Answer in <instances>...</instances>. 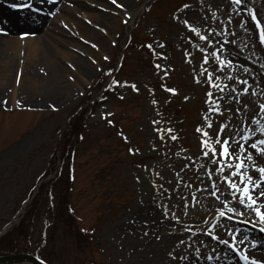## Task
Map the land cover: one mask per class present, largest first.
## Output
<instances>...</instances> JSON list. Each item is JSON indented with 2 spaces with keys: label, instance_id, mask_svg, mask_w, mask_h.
<instances>
[{
  "label": "rangeland",
  "instance_id": "rangeland-1",
  "mask_svg": "<svg viewBox=\"0 0 264 264\" xmlns=\"http://www.w3.org/2000/svg\"><path fill=\"white\" fill-rule=\"evenodd\" d=\"M64 2L55 0L58 7L51 13L56 14L59 8L62 15L60 8ZM106 3L122 5L118 8L123 10L133 7L137 13L135 19L127 25L119 21L121 28L115 32L116 41L107 40L103 53L93 52L98 65L89 72L87 82L68 67L66 78L72 84L78 82L80 87H71V93L64 95V99L45 107L30 104L35 101L36 93L26 81L18 85L20 106H13L9 100L15 71L7 78L6 70L0 67V78L7 80L0 84V218L6 222L2 221L0 227L16 216L22 202L41 180V174L50 168L51 158L61 154L66 133L72 131L75 115L82 111L80 137L71 143L77 144L75 159L61 164L63 174L54 184L60 217L53 227L43 226L38 217L31 224L34 241L41 230L48 233L47 242L54 253L50 248L47 251L52 252L55 264L91 261L152 264L142 256L131 254L130 245L140 236L153 237L157 244L172 238L166 254L172 259L175 255L172 249L179 252V264L189 254L190 264H200L202 257L207 259L209 255L214 259L207 260L208 264H245L242 250L238 253L230 247L233 241L228 233L235 234L239 229L241 234H253L255 225L263 235L260 228L264 225L254 223L255 214L250 210L243 217L236 214L234 219L219 216L220 211L227 213L228 207L237 208V202L218 176L209 177L208 171H214L216 165L211 163V153L209 157L203 156L201 141L203 131H208L215 141L222 124H228L238 139L248 134L249 128L256 130L254 139H264L258 131L259 124L252 123L258 120L264 124V111H259L264 105L259 102L264 100V44L260 43L259 28L249 14L250 9L255 10L264 25V0H244L240 6L234 5L233 0H117V4L106 0ZM185 4L190 9L181 11ZM234 8L238 11H233ZM100 11L105 12L103 7ZM53 16L46 17L53 20ZM185 19L190 23L196 21L202 33L209 35V41L200 40L189 31L182 23ZM64 23L60 27L69 31ZM82 26L79 32L86 38L78 37L75 31L68 38L83 45L82 51L76 48L73 51L86 59V51L98 47L97 37L89 39ZM85 26L94 28L87 23ZM101 26L96 25L95 29L98 31L97 27ZM0 28L6 29H0L1 37L8 32L12 37L21 32L31 33L21 26L16 30L4 25ZM2 30L6 32L1 33ZM2 50L0 58L5 54ZM217 50L221 59L232 60V66L220 70L215 59ZM205 55L209 57L207 64ZM157 64L161 67L157 68ZM202 65L207 72H202ZM110 68L116 69L114 80L119 84L102 94L103 75ZM208 73L213 75L212 82L221 87L227 85L223 93L212 87ZM247 78L252 83H247L249 86L256 85L249 87L246 95L243 89L247 86L239 81ZM255 91L259 97L254 95ZM208 92L213 93V100L223 96L217 101L222 115L209 109ZM247 96L255 100L252 104L248 101V108L245 105L243 110L245 116L240 118L242 103L234 99L238 105L235 108L231 99L246 100ZM4 100L8 101L7 110ZM233 114L237 115L236 122ZM205 115L212 121L211 128L207 127ZM197 128L202 131L198 132ZM157 129L164 130L163 139ZM172 135L177 139L172 140ZM71 167L73 179L69 181L67 174ZM248 170L253 171L250 164ZM253 175L258 177L254 171ZM213 181L220 189L216 193L220 199L211 195ZM63 198L68 200V208ZM227 201L231 203L226 206ZM173 214L179 219L173 218ZM160 225L166 226V230L160 231ZM213 225H216L214 230ZM210 230L213 235L208 234ZM251 234L246 235L256 242ZM214 236L229 240V245L220 243Z\"/></svg>",
  "mask_w": 264,
  "mask_h": 264
},
{
  "label": "bare ground",
  "instance_id": "bare-ground-1",
  "mask_svg": "<svg viewBox=\"0 0 264 264\" xmlns=\"http://www.w3.org/2000/svg\"><path fill=\"white\" fill-rule=\"evenodd\" d=\"M22 1L24 2L25 0H21V2L20 0H0V25L8 27L10 30H16L21 26L23 28L27 27L31 33L40 31L37 35L30 34L23 38H20L19 34L16 37H12L11 34L8 37L0 36V49H3V53L5 51V54L0 58V67L6 70L7 78H11V75H14L15 71L12 83L13 88L11 89L9 100L13 106L19 99L18 85L20 82L23 84L28 81L31 84L33 93H36V97H34L36 98L35 101L30 104L44 107L51 106L56 100L64 99V95L71 93V87L79 86L78 82L72 84L66 78L70 70L68 67L76 71L77 76L87 82L89 72L93 66L98 65L97 57L93 52L103 53L107 40L110 39V42L116 41L115 32L121 28L119 23H131L137 14L133 10V7H125V10L119 9L117 5L111 6L107 4L106 0H65L60 8L63 14L59 15L60 11L58 8L55 17L53 16L54 19L51 20L46 16H50V13L58 7L54 4L55 2L48 3V0H42V2L41 0H27L32 5L31 8H28L22 6L24 4ZM68 2L73 3L72 6L67 4ZM12 5L17 6L13 7ZM100 7H103L105 12H101ZM33 9H39V11H33ZM87 11L89 12L87 13ZM70 17L72 19L69 20L68 18ZM74 22L77 23L73 24ZM63 23L68 27L69 31L60 27V24L62 26ZM86 23L89 26H94V28L91 29L85 26ZM101 24L103 26L101 28L97 27V31L95 26ZM80 26H82L84 34L90 36L89 39H94L95 35L97 37L96 44L98 47L96 50L86 51V59L76 55L73 51L74 48L82 51L81 49H84L83 45L77 39L70 38L69 40L68 38L72 31H75L78 37L86 38L79 32ZM0 29L6 30L5 28ZM23 33L21 32V34ZM18 78L19 83H17ZM6 81L0 78L1 85L6 83ZM255 85L256 83L254 87ZM253 100L255 98L246 97L245 103L247 108L248 101L252 104ZM236 121L237 115L233 114V122ZM236 139L238 140V137ZM259 160H257V165H264V160ZM236 202L237 210L243 211L246 214V210L248 209L244 208L243 205H239L238 200ZM254 219V223L260 226L258 222L259 218L256 215H254ZM161 230H166V226L160 225ZM254 232L253 234L246 232V234L256 237L257 246L255 248L252 247L253 242L249 237L243 244L237 243V247L242 250L241 253L247 250L250 258L254 257L257 260L264 261V236L258 234L255 230ZM240 238L238 235L237 241ZM136 243L139 244L140 248ZM172 243V238L157 244L153 237H135L132 245H130V249H132L131 254L142 256L152 264H179V252L177 254L172 249L176 259H169L167 257V244ZM162 254L165 255L164 260ZM189 257L180 264H190ZM200 264H208L207 259L202 257Z\"/></svg>",
  "mask_w": 264,
  "mask_h": 264
},
{
  "label": "snow or ice",
  "instance_id": "snow-or-ice-1",
  "mask_svg": "<svg viewBox=\"0 0 264 264\" xmlns=\"http://www.w3.org/2000/svg\"><path fill=\"white\" fill-rule=\"evenodd\" d=\"M42 2V0H41ZM55 0H48V3H54ZM112 4H117V0H111ZM234 5L240 6L244 3V0H233ZM13 7H16L17 5H12ZM23 7L31 8L32 5L30 3H27V0H25V3L22 5ZM118 7H123L122 5H117ZM190 5L185 4L183 6L184 9H190ZM33 11H39V9H33ZM233 11H238V8H234ZM51 15H55V13H50ZM249 14L251 16L252 21H255V25L259 28V40L260 43L264 44V25L261 24V19L257 17L255 10L250 9ZM176 19H179V17H176ZM182 23L191 31L194 33L197 37H199L200 40L209 41V35H205L202 33L200 27L197 26L196 21L189 22L188 19H185L182 21ZM244 24H241V27H244ZM214 31V30H213ZM34 35L35 33H23V37H27L28 35ZM95 47V45H93ZM148 47L151 49L152 45H148ZM160 47H163V45H160ZM201 51H204L203 49ZM107 59V57H105ZM215 59L219 62V68L220 70H223L225 66H232V60H224L220 58L219 50L215 53ZM209 62V57L207 55L204 56V63L207 64ZM157 68H160L161 66L159 64L156 65ZM202 72H207V69L201 66ZM245 71H248V69H245ZM167 74V73H165ZM207 78L209 82L213 81V75L212 73L207 74ZM218 79V78H217ZM231 79V77H229ZM199 79H197V83H199ZM17 83H19V78L17 79ZM240 84H247V81H239ZM115 84H119L118 81H113L112 85H109V87H112ZM127 82H125V85ZM131 87L133 89H136V85L132 84ZM212 87L217 89V91L223 93L225 88H227V85H224L221 87L219 84L212 82ZM250 87V86H249ZM168 91L175 92L174 89H167ZM248 93V87H245L243 89V94ZM208 97L210 98L207 102L209 105L210 110H214L217 113L223 114L221 111V105L217 102L219 100L223 99V96L216 97L215 100L211 99L213 96L212 92L207 93ZM5 105V109L8 108V101H3ZM155 103V101H154ZM15 106H20V101L15 102ZM262 110H264V105H261ZM239 111V109H237ZM205 121H207V127H212V121L209 120L208 116L205 115L204 117ZM111 123V122H110ZM154 123H159V121H154ZM253 124H259L258 131L261 135H264V124L260 123L258 120L252 121ZM158 132H161V139H163V129H157ZM169 133L172 132V129L167 130ZM197 131L200 132L202 129L197 128ZM255 131L251 128L247 130L248 134L241 135L240 139H236V134H232L229 130L228 124H222L219 127L218 132L216 133V139L213 141L212 137L209 135L208 131H203V137L201 144H202V150H203V156L209 157V153H211V163L216 165L215 170H209L208 175L209 177H212L213 175H216L220 178V182L227 185V191L230 193L232 200H238L239 205H243L244 208L250 210L253 212L258 218V222L260 225H264V165H257V160L262 159L264 160V139H254ZM223 137V138H221ZM172 140L177 139L175 135L171 136ZM243 141V143L241 142ZM247 145V148L245 147ZM130 151H133L130 149ZM245 153L247 155L245 156ZM256 154V155H254ZM246 161L248 164L251 165L252 170L258 174L257 176L253 175V171L248 170V164H246ZM227 171V174H225ZM213 191L211 195L216 196V199H220V196L216 195L217 192L220 191L219 187L217 186L216 181L212 182L211 185ZM157 192L159 193V189H157ZM231 201L226 202V206L230 204ZM228 213H232L233 215H228ZM236 214H238L240 217H243L245 213L243 211H239L237 213L236 207H228V212L220 211L219 216L224 217L227 216L228 219H234ZM164 215L165 217L168 216L167 207L164 206ZM173 218L179 219L178 217H175V214H173ZM244 223H249L250 221H242ZM216 228V225H213V230ZM260 230L264 232V227H261ZM188 231H191V229H188ZM147 235V233H144ZM209 235H213V231H209ZM232 240L234 241L231 243L230 247L235 250L236 252H240V249L237 247V243L243 244L245 240L248 238L246 234H241L239 229L235 230V234L232 231H229L228 233ZM240 236L241 238L237 241V236ZM214 239L218 240L220 243L224 245H229V240L221 239L219 236H214ZM183 243V241H181ZM257 246L256 242L252 243V247L255 248ZM197 257L200 255L199 250L196 251ZM241 258L245 261V264H264V261L257 260L254 257H249L247 254V250H245L243 253H241ZM173 259H176V257H173ZM180 259H185V257H181ZM214 257L212 255L207 256V260H213ZM43 264V262H42Z\"/></svg>",
  "mask_w": 264,
  "mask_h": 264
},
{
  "label": "flooded vegetation",
  "instance_id": "flooded-vegetation-1",
  "mask_svg": "<svg viewBox=\"0 0 264 264\" xmlns=\"http://www.w3.org/2000/svg\"><path fill=\"white\" fill-rule=\"evenodd\" d=\"M50 205L51 204L46 201L39 200L35 205L37 211L32 217L31 214L28 213L26 216L27 219L25 221H31L32 224L36 217H38L43 226L45 222H48L53 227L58 218V211H56L55 208L51 207ZM7 207H10V204H8ZM2 221L3 219L0 218V223ZM32 231L33 228L30 225L28 227V232H13L7 234L0 233V254H26L41 258L47 264H55L52 254L53 250L50 248L49 243L47 242V237L49 236L48 233H43L41 230L39 236L36 238V241H34V233ZM49 248L52 252L47 251Z\"/></svg>",
  "mask_w": 264,
  "mask_h": 264
},
{
  "label": "trees",
  "instance_id": "trees-1",
  "mask_svg": "<svg viewBox=\"0 0 264 264\" xmlns=\"http://www.w3.org/2000/svg\"><path fill=\"white\" fill-rule=\"evenodd\" d=\"M84 113L80 112L76 117L73 123L71 124L72 131H68L66 133V137L61 145V163L63 164L66 161H72L75 159V152L77 151V144H71L74 140V138L80 137V128L82 125V118ZM73 145V146H72ZM70 172V171H69ZM67 174V177L69 176V173ZM63 174V170L61 171V175ZM60 175V176H61ZM59 176V178H60Z\"/></svg>",
  "mask_w": 264,
  "mask_h": 264
},
{
  "label": "water",
  "instance_id": "water-1",
  "mask_svg": "<svg viewBox=\"0 0 264 264\" xmlns=\"http://www.w3.org/2000/svg\"><path fill=\"white\" fill-rule=\"evenodd\" d=\"M23 259L25 258L21 255L0 256V264H11L15 262H21ZM92 264H98V263H92Z\"/></svg>",
  "mask_w": 264,
  "mask_h": 264
}]
</instances>
